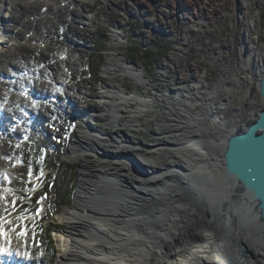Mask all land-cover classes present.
<instances>
[{"label":"rangeland","instance_id":"obj_1","mask_svg":"<svg viewBox=\"0 0 264 264\" xmlns=\"http://www.w3.org/2000/svg\"><path fill=\"white\" fill-rule=\"evenodd\" d=\"M65 1L68 0H55L54 5L48 4L49 10L39 5L25 15V31H29L27 34L33 44L32 49L25 53L28 62L22 65L23 71L7 64L10 77H0L1 81L7 83L4 86L0 84L5 87L2 99L0 98L1 109L7 106V103L1 105L5 98H24L22 102L20 99H12V103L8 105L6 112L12 119L22 104H30L29 98L18 90L19 87L21 89L34 85L25 75L29 77L30 73L37 70L36 80L49 83L42 82L45 87L41 83L40 88L37 87L44 91L46 102L40 105L38 111L43 115V118H37L39 127L34 129L27 142L18 140L19 136L28 134L23 124L17 125L9 118L3 117L0 126V162L3 161V168L7 167L5 169L14 175L13 180L1 175L0 164V218L5 221L4 228L9 234L10 244L17 248L19 255L24 256L29 250L33 252L31 264H61L62 254L66 250V237L61 235V232L68 224L61 221L60 214L75 205L80 187L82 164L79 160L71 159L69 151L72 143L81 137L82 130L77 126L81 122H90V127L95 131H103L105 128L109 138L120 135L123 131L138 138L144 145L153 146L161 143L155 137L154 131L163 120L174 123L176 116H188L189 112L200 113L210 105L215 107L220 101H226L224 104L228 106V117L230 106L239 102L246 105L243 107L246 113L245 121L237 126L240 131L246 128L245 123L248 124L254 119L263 105L256 87L260 81L252 82L249 77H239L243 66L234 60L236 50L232 49L228 55L223 50V44L219 46V42L225 41L223 35L227 33L230 25L229 0H200L199 4L203 5L204 9H197L196 15L201 16L202 11L205 12V8L210 7L211 10L206 16L209 19L202 20L206 22V26L204 23V27L200 24L198 28L202 27V30L199 33L193 30L189 34L186 33L187 36L186 27L193 26L197 20L193 14L192 17L181 18L174 12L172 15L159 12L161 4L162 7L177 11L180 5L177 0H95L77 9L70 8L69 4L63 8ZM196 1L198 0H188L190 6L195 5ZM261 1L264 9V0ZM25 2L27 0H20L18 7L22 8ZM183 9L189 13L187 7L183 6ZM223 12L221 17L212 18V15ZM1 13L8 18L11 16V12L5 10ZM165 14L168 16L165 17ZM161 20L171 25L162 27ZM178 29L180 34L176 37ZM262 32L264 33V24ZM216 41H219V44L215 47L217 50L213 51L211 48ZM4 43L5 41L2 44ZM175 46L178 47L177 53L180 55L176 58L177 71L174 72L173 79L180 75L184 77L183 83L178 85L183 90L180 94L175 93L178 88L165 87L160 81L161 77H165L159 71L160 66L175 62V55L171 54ZM209 46L211 53H206V47ZM180 48L184 49L183 52H180ZM113 57L121 63L126 62L134 69L143 70L146 82L140 85L135 84L129 77L112 78L104 74V65ZM168 57L173 60L169 58L170 61L165 62ZM251 62H254L253 69L257 68L255 60H244L246 65ZM42 63L49 69L44 68V65L42 67ZM159 63L162 65L159 66ZM259 72L256 73L258 78ZM18 73L24 77L21 79H25L22 85L9 87L10 83L14 86L12 84L15 78L20 83ZM187 73H192V77ZM263 74L261 71V77ZM169 76L172 75L169 73ZM52 80L63 83L65 87L64 92L61 91L63 99L58 101L63 106L60 110L52 108L49 103V95L56 93ZM105 83L122 88L127 94L147 95L153 99L155 108L150 109L148 114L132 118L131 110L124 107L120 109L117 121L121 126L115 127L117 124L110 122L108 114L105 113L106 105L101 99V87ZM71 99L74 104L70 102ZM75 107H78L77 110ZM213 123L215 128L223 127L216 121ZM5 124L6 128L3 127ZM130 125H136L138 129ZM89 151L84 148L82 154ZM141 155L139 150L133 153L134 158L138 160V167H141ZM154 157L162 167L169 166L173 161L166 153L156 154ZM30 213L32 214L28 215L27 219H32L33 222L23 221L20 230L25 234L21 236V231L16 232L21 224L14 228V222L17 216ZM48 222L52 223L51 230L55 229L52 233V249L55 252L52 254L53 258L43 257L44 250L48 253L51 251L50 247L44 246L47 238L43 237V229ZM0 241L3 242V239L0 238Z\"/></svg>","mask_w":264,"mask_h":264},{"label":"bare ground","instance_id":"obj_2","mask_svg":"<svg viewBox=\"0 0 264 264\" xmlns=\"http://www.w3.org/2000/svg\"><path fill=\"white\" fill-rule=\"evenodd\" d=\"M94 1L68 0L62 7L69 4L77 9ZM27 2L19 8L20 0H0V77H10L7 64L23 71L22 65L28 59L25 53L33 47L29 31H25L24 17L39 5L49 10L48 4H55V0ZM2 10L11 12V16L1 15ZM255 39L251 44L239 43L247 60L252 59L256 50ZM259 62L257 56L255 63ZM263 65L254 66L257 74L260 71L259 81ZM36 72L29 77L25 75L34 82L32 87L17 88L30 102L21 107L26 105L33 112L46 99L39 89L40 83L45 87L42 82L46 81H37ZM103 72L112 78L129 77L135 84L146 82L143 70L114 57L106 62ZM18 77L20 83L15 78L14 86L10 83L9 87L22 85L25 79L19 73ZM52 81L58 85L53 86L54 92L62 96L64 84ZM0 84L7 85L3 80ZM101 89L111 123L117 124L124 107L131 110L132 118L155 108L153 99L147 95L127 94L122 88L106 83ZM4 90L0 86V98ZM182 92L181 88L175 90L177 94ZM31 96L36 97L35 103L31 102ZM12 99L24 101L16 96L1 101V105L7 106L3 114L0 110V120L9 118L6 109ZM70 102L74 104L72 99ZM53 105L57 110L63 107L61 103ZM227 107L219 102L197 114L176 116L174 123L159 122L154 135L161 143L153 146L144 145L123 131L109 138L105 128L95 131L90 122L77 125L82 134L72 143L69 157L82 164L80 187L75 205L60 214L61 221L68 224L61 232L66 237L61 264H264V210L258 197L244 195L248 191L238 179L229 176L225 167L227 142L238 134L237 126L245 121L242 111L240 116L227 121ZM16 116L23 119L18 112L10 121L15 123ZM40 116L43 118L41 114L30 116V123L32 117ZM214 121L224 128H215ZM130 126L138 129L136 125ZM84 148L91 152L82 154ZM138 150L142 153L141 167L133 156ZM162 153L173 160L169 166L157 163L154 155ZM0 164L1 175L13 180L14 175L7 167L3 168L4 162Z\"/></svg>","mask_w":264,"mask_h":264},{"label":"built area","instance_id":"obj_3","mask_svg":"<svg viewBox=\"0 0 264 264\" xmlns=\"http://www.w3.org/2000/svg\"><path fill=\"white\" fill-rule=\"evenodd\" d=\"M177 1L180 2L179 9L177 11H173L170 8L162 7V4H161L160 8L158 7L159 12L161 11L162 14L163 13H167V14L170 13L169 15H172L174 12L181 18L192 17V14H193L197 20L193 24V26H189V27L187 26L186 27L187 31L185 32V35L187 36L186 33L189 34L193 30L199 33L202 30V27L198 28V26H200V24L203 26V23H204V26H206V24H205L206 22H203L202 20L204 19V20L208 21L209 18H207L206 16H207V14H209L211 8L210 7L205 8V12L202 11V15L198 16V15H196V10L197 9L198 10L204 9V6L199 4L200 0L194 2L195 5H191V6L189 5L188 0H177ZM229 2H230V7H229L230 9L228 11V15H229L230 25L227 29V33L225 35H223L225 37V41H222L223 38H221L222 43L219 42L220 40L216 41V43L213 44L211 49L214 51L216 49L215 47L218 46L219 43H220L219 46L221 44H223V50H225L228 55L230 54V51L232 49H235L236 50L235 51L236 56H235L234 60L237 64H242V66H243L242 73L239 72V74H240L239 77H241V76L245 77L246 76V77H249L251 79L250 81L257 82V81H259V78L257 77V74L254 72V69H253L254 62L253 63L251 62L249 65H246L244 63V60L246 58V55H244L245 50L241 51L240 46H239V42H242V40H243L246 43H250V42L252 43L253 42L252 39L256 37L257 38V39H255L256 50L251 54V57H252L253 61L256 59L257 56L260 58V62L256 63L257 67H260V64H264V47H262L264 45V41H262V38L264 37V33L262 32V26L264 24V9L262 8V5H261L262 1L261 0H253V1H251V0H229ZM183 6L188 8L189 13L185 12V10L183 9ZM223 14H224V12L221 14L218 13L217 15L214 14V15H212V18L215 16L221 17ZM253 14H255V16H253ZM167 16L168 15L165 14V17H167ZM172 19L176 22V19L174 18V16H172ZM160 23H161L162 27H166L168 25H171L169 22L166 23L165 21H162V20ZM181 24L183 26H185L184 23H181ZM178 26H179V24H178ZM247 26L249 27L248 29H247ZM178 34H180L179 29L177 30L176 37L178 36ZM199 38L201 41L200 36H199ZM233 41H234V43H233ZM185 46H187V44H185ZM209 48H210V46L208 48L206 47V53H211ZM220 49L222 50V47ZM183 50L184 49L180 48V52L181 51L183 52ZM178 51H179V49L177 46H175V50H171V54L175 55L174 61L176 63L175 62H173V64L168 63L164 67H161L160 65H162V63H159V66L161 69L159 71H161V74L166 77V78L165 77L160 78L161 84L164 85L165 87L166 86H173L175 89L176 88L180 89L181 87L178 85L183 83L182 78H184V77L181 75L179 77H176L177 79H175V78L173 79V77H174L173 74H174V72L177 71V69L175 68L176 64H178L176 58L178 55H180L177 53ZM210 56L212 57V54ZM169 58H171V61L173 60L172 57H168L165 62H167V61L169 62L170 61ZM252 60L250 59V61H252ZM229 68H230V65H229ZM193 69L194 68H192V70ZM261 69L264 72V68H261ZM184 70L188 71V69H184ZM169 73L172 76H169ZM187 74L189 77H192V75H193L192 73H187ZM149 79L150 78H148V80ZM185 79H186V77H185ZM255 84H257V83H255Z\"/></svg>","mask_w":264,"mask_h":264},{"label":"water","instance_id":"obj_4","mask_svg":"<svg viewBox=\"0 0 264 264\" xmlns=\"http://www.w3.org/2000/svg\"><path fill=\"white\" fill-rule=\"evenodd\" d=\"M257 87L263 105L246 128L229 138L224 154L229 176L240 181L245 196L258 197L264 210V74Z\"/></svg>","mask_w":264,"mask_h":264},{"label":"snow or ice","instance_id":"obj_5","mask_svg":"<svg viewBox=\"0 0 264 264\" xmlns=\"http://www.w3.org/2000/svg\"><path fill=\"white\" fill-rule=\"evenodd\" d=\"M4 223L5 221L3 220V218H0V238L3 239V243H0V255H4V254L11 255L13 250L10 246V237L8 232L4 228ZM24 234L25 233L23 231L19 233V235L21 236H23ZM24 255L27 256L28 253L25 252Z\"/></svg>","mask_w":264,"mask_h":264},{"label":"trees","instance_id":"obj_6","mask_svg":"<svg viewBox=\"0 0 264 264\" xmlns=\"http://www.w3.org/2000/svg\"><path fill=\"white\" fill-rule=\"evenodd\" d=\"M43 221H41L42 225H43ZM51 225H52V223L48 222V223H46V226L43 229V237L47 238V239H45V244L48 247H50V249H51V251H50L51 253L49 252L50 254L48 252L46 253V256H45L46 258H50V257L53 258L54 256L52 254L55 253L53 251V249H52V247H54V246H52L54 244V240H53V237H52V231H54L55 229L51 230Z\"/></svg>","mask_w":264,"mask_h":264},{"label":"flooded vegetation","instance_id":"obj_7","mask_svg":"<svg viewBox=\"0 0 264 264\" xmlns=\"http://www.w3.org/2000/svg\"><path fill=\"white\" fill-rule=\"evenodd\" d=\"M225 100V99H224ZM216 102V101H215ZM221 102V101H220ZM223 103H226V101H222ZM233 107V108H232ZM230 106V108L231 109H229V112H228V117H227V121L228 120H230L229 118L230 117H232V118H234V117H237V116H240L239 114H240V111H242V112H244V114H246L245 113V110H244V108L243 107H246V105L244 106V104L242 103V104H240L239 102H237L234 106ZM232 111V112H231ZM233 111H234V113H233ZM243 114V115H244ZM218 124H220V122H218ZM221 126L223 125L222 123L220 124ZM219 128H221V127H219ZM222 128H224V127H222ZM226 129V128H225Z\"/></svg>","mask_w":264,"mask_h":264}]
</instances>
